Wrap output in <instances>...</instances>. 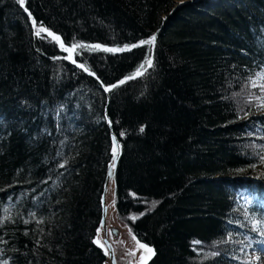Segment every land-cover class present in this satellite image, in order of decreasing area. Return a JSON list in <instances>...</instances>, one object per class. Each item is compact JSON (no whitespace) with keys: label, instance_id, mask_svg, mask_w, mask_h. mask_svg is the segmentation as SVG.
Masks as SVG:
<instances>
[{"label":"trees","instance_id":"1","mask_svg":"<svg viewBox=\"0 0 264 264\" xmlns=\"http://www.w3.org/2000/svg\"><path fill=\"white\" fill-rule=\"evenodd\" d=\"M174 5L0 0V264L106 263L112 132L115 207L147 264H251L264 246V178L227 176L264 166V0ZM41 27L122 50L74 49L94 76Z\"/></svg>","mask_w":264,"mask_h":264},{"label":"rangeland","instance_id":"2","mask_svg":"<svg viewBox=\"0 0 264 264\" xmlns=\"http://www.w3.org/2000/svg\"><path fill=\"white\" fill-rule=\"evenodd\" d=\"M174 1H175V5L173 9L176 8L179 4H183L188 0H174ZM167 14L168 13L163 14V17H165ZM227 176H231V177L247 176L262 180L264 178V166L259 165L253 168H247L245 170L233 172ZM260 182L263 183L264 181L263 182L260 181ZM107 204H108V215H107L108 237L112 245L114 246L117 263L147 264L150 258L149 252L146 251V249L144 248H140L139 245L136 243V241H139L140 244L143 245L146 244H144L143 242H141L136 238L130 225L127 223V221H124L117 212V209L115 207V192H114L113 183H110L109 185V189L107 192ZM133 236H135V240L132 239ZM99 237H100V241L102 242L104 237L103 231L100 233ZM147 247L150 248L149 246ZM129 253H134V255H131ZM248 258H250L251 264H264V246L262 248L260 247L256 248L255 251L252 250ZM105 264H112L109 252H108V259Z\"/></svg>","mask_w":264,"mask_h":264},{"label":"water","instance_id":"3","mask_svg":"<svg viewBox=\"0 0 264 264\" xmlns=\"http://www.w3.org/2000/svg\"><path fill=\"white\" fill-rule=\"evenodd\" d=\"M180 5V4H179ZM175 9V8H174ZM50 31V30H49ZM51 33H53L52 31H50ZM44 33H47V32H44ZM48 34V33H47ZM54 34V33H53ZM55 36H57L56 34H54ZM57 42V41H56ZM60 46H61V43L65 46V47H69L67 46L66 44H64L63 40L60 39V42H57ZM69 55V53H68ZM75 59V55H74V52L72 53V59H70V61H73ZM152 62V60H151ZM76 65H79L77 62L75 63ZM151 66H148L144 69V70H140V73L141 74H134L132 76H128V77H125L123 78L122 80L120 81H117L116 83L112 84V85H109V86H105V89H113L114 87H112L113 85H119V84H122L120 83L121 81H124L126 82L127 80L129 79H133V78H136V77H139L140 75H142L148 68H150ZM88 72L89 74L91 75H94L95 76V73L92 72V71H86ZM129 77H132V78H129ZM123 82V83H124ZM108 90V91H109ZM107 116V119L110 123V125L112 126V120L110 118V116L108 115V112L106 114ZM113 136L116 137V142L118 144V147H117V150H116V153H115V160L112 159V162L109 164V167H108V173H107V178H106V182H105V185H104V191H103V195H102V219H101V224H102V227L104 229V245L106 246L108 252H109V255H110V259H111V263L112 264H118L117 263V260H116V257H115V252H114V247L112 245V243L110 242L109 238H108V226H107V215H108V204H107V192H108V189H109V185L110 183H113L114 185V192L116 190V185H115V178H116V170H117V166H118V162H119V159H120V156H121V152H122V148H121V143L117 137V135L112 132V138ZM114 155V153H113ZM111 173V175H110ZM152 252H149V255L151 254Z\"/></svg>","mask_w":264,"mask_h":264},{"label":"snow or ice","instance_id":"4","mask_svg":"<svg viewBox=\"0 0 264 264\" xmlns=\"http://www.w3.org/2000/svg\"><path fill=\"white\" fill-rule=\"evenodd\" d=\"M18 2L20 3L21 6H23L25 0H18ZM25 11H27V9H25ZM33 24L35 25V21H33ZM41 31H43V32H47L48 35L51 36L55 41L60 42V39H61V38H60L59 36H55V35H54L53 33H51L48 29L43 28V27H41L40 30L37 31V35H38V36L40 35V32H41ZM155 39H156V36L153 35V36L150 37V39H148V40H142V41H140V45H150V46H151V45H154ZM137 46H139V45H132L131 47H137ZM100 47H101L100 45H90V46H89V45H83V44H79V45H78V44H73V45H71L70 47H65V46L61 43V48H62L65 52L69 53V55H68L67 57H65L66 59H72V53H73V50H74V49H77V48H80V49H84V48L99 49ZM127 47H128V46H125V48H127ZM103 50H104V51H120V50H122V49H107V48H106V49H103ZM72 62H73V63H76L75 60H73ZM145 63H147L148 66H152V62H151L150 59H146ZM78 66L81 67L84 71H89V69L86 68L85 65H83V64H79ZM143 68H144V64H141V65H140V68L137 70V73H136V74H141V73H140V69H143ZM258 75L261 76L262 78H264V74H258ZM129 78H132V77H129ZM123 82H124V81H121L120 83H123ZM112 87H116V85H113ZM261 88L264 89V85H261ZM105 90L108 91L109 89H105ZM143 130H144L143 128L140 129L141 132H142ZM121 135H123V133H121ZM117 147H118V144H117V142H116V137L113 136V153H114V155H113V159H114V160H115V158H116L115 153H116ZM110 175H111V173H110ZM133 219H135V217H133ZM257 223L259 224V223H261V222H260V221H257ZM97 231H98V233H99L100 229H98ZM129 231H131V230H129ZM110 234H111V233H110ZM132 239L135 240V236H133ZM93 242L96 243L98 246H100V247H102V248L104 247V245H103V244L100 242V240H99V236H98L97 239L94 240ZM136 243L139 245L140 248H144V249H146V251H148V252H153V250L150 249V248H148L147 245L140 244L139 241H136ZM105 254H106V255L108 254L107 249H105ZM129 254L134 255V253H129ZM153 254H154V252H153Z\"/></svg>","mask_w":264,"mask_h":264},{"label":"bare ground","instance_id":"5","mask_svg":"<svg viewBox=\"0 0 264 264\" xmlns=\"http://www.w3.org/2000/svg\"><path fill=\"white\" fill-rule=\"evenodd\" d=\"M65 44V43H64ZM144 70V69H143ZM110 91V90H109ZM103 234L105 235V233H104V229H103ZM109 238V237H108ZM110 240V239H109ZM102 241H104V237H103V240ZM111 242V241H110ZM114 247V246H113ZM114 252H115V250H114ZM116 257V256H115Z\"/></svg>","mask_w":264,"mask_h":264}]
</instances>
